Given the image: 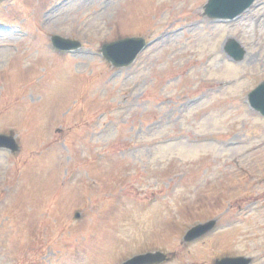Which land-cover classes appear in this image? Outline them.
<instances>
[{"label":"rangeland","instance_id":"1","mask_svg":"<svg viewBox=\"0 0 264 264\" xmlns=\"http://www.w3.org/2000/svg\"><path fill=\"white\" fill-rule=\"evenodd\" d=\"M207 2L0 0V133L20 144L0 150V264H264V118L247 99L264 81V0L233 22ZM131 37L152 47L117 70L101 47Z\"/></svg>","mask_w":264,"mask_h":264},{"label":"water","instance_id":"2","mask_svg":"<svg viewBox=\"0 0 264 264\" xmlns=\"http://www.w3.org/2000/svg\"><path fill=\"white\" fill-rule=\"evenodd\" d=\"M255 0H210L206 5V15L212 18L234 19L242 12L247 10ZM54 45L62 50H70L78 48V43L63 40L59 37H54ZM237 44L231 41L227 45L228 53L236 60H241L244 52L237 53ZM145 48L144 40L127 39L116 42L110 45H105L102 52L106 59L116 67L130 65L137 55ZM250 102L253 107L264 114V84L261 85L250 96ZM0 148H6L12 152H17L19 147L15 140L11 137L0 136ZM78 217V216H77ZM215 222H210L205 225L198 226L192 229L186 236L185 240L191 242L197 240L215 227ZM166 257L161 253L145 254L136 256L123 264H162ZM250 259H223L216 264H250Z\"/></svg>","mask_w":264,"mask_h":264},{"label":"bare ground","instance_id":"3","mask_svg":"<svg viewBox=\"0 0 264 264\" xmlns=\"http://www.w3.org/2000/svg\"><path fill=\"white\" fill-rule=\"evenodd\" d=\"M262 24H264V22H263ZM255 26H256V25H255ZM263 27H264V25L262 26V28H263ZM250 30H251V31H254L255 29H254L253 26H251V27H250ZM211 59L215 61V57H212ZM211 59H210V62H213V61H211ZM207 68H210V65H209ZM236 68H240V66H239V67H236ZM216 85H217L218 87L226 86V85H223V84H221V83H219V82H217ZM240 85H241V84H240V83H237L236 81H235V82L227 83V86H228V87H231V86H236V87H238V86H240ZM223 92H226V91H223ZM214 93H215V92H213V91H206V92L204 93V95H205L206 99H209V98L214 97V95H215Z\"/></svg>","mask_w":264,"mask_h":264}]
</instances>
